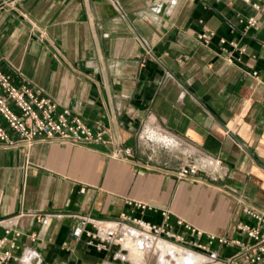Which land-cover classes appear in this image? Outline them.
I'll list each match as a JSON object with an SVG mask.
<instances>
[{
	"label": "crops",
	"instance_id": "crops-1",
	"mask_svg": "<svg viewBox=\"0 0 264 264\" xmlns=\"http://www.w3.org/2000/svg\"><path fill=\"white\" fill-rule=\"evenodd\" d=\"M0 65L104 136L0 146V237L5 225L22 232L8 264H127L86 235L90 218L124 212L164 224L166 211L181 234L179 220L251 240L239 225L257 222L244 209L264 213V15L252 4L0 0ZM155 123L170 144L146 138ZM190 162L197 177H177Z\"/></svg>",
	"mask_w": 264,
	"mask_h": 264
},
{
	"label": "built area",
	"instance_id": "built-area-1",
	"mask_svg": "<svg viewBox=\"0 0 264 264\" xmlns=\"http://www.w3.org/2000/svg\"><path fill=\"white\" fill-rule=\"evenodd\" d=\"M250 3L257 12L264 15V0H243ZM258 19L251 16L247 19V26L257 23ZM211 33H204L202 38L208 39ZM225 39L222 40V43ZM146 138L150 141L160 136L166 144H170L174 137L168 134L163 128L156 123L154 126L144 127ZM58 139L65 143L84 145L103 141V131H94L87 122L79 115L72 112L71 109L59 107L58 103L50 96L38 91L31 81L17 79L12 72H7L0 65V146L6 148H31L41 140ZM132 152L130 147L124 151L115 153L117 157ZM210 164L213 167L221 169L222 161L218 158H211ZM200 165L196 162L184 164L174 173L180 179L197 177ZM141 208L145 204H138ZM245 212L253 217L257 224L252 227L243 223L239 229L248 232L250 239L243 241L238 238H227L217 234L206 233L190 223L179 220V225H184L186 231L190 234H181L174 231L168 223L169 213L164 211V224H154L145 218L135 216L133 213H121L115 219L90 218L93 228L86 232L90 236L91 242L95 243L98 250L107 249L111 246L118 247V258L126 260L129 263L128 248L125 246L126 241H132L139 245L141 249L151 253L152 259L147 255L144 263L148 264H165L159 258L167 256L162 253V248L155 247L158 241L163 243L169 242L171 245H177L181 248L185 261H179L176 257L169 254L172 258L170 264H264V233L260 226L264 224V213L251 207H245ZM40 221L41 218L38 217ZM5 220L0 221L1 223ZM22 232L11 225H5L3 235L0 237V264H8L14 257L13 251L18 247V238ZM81 230L76 231L79 238ZM36 235L32 236L33 240ZM154 243V245H152ZM221 246H238L239 251L224 256L219 249H213L212 245ZM64 246L71 247L72 243L65 242ZM116 254V255H117ZM162 255V256H161ZM189 256H192L189 258Z\"/></svg>",
	"mask_w": 264,
	"mask_h": 264
},
{
	"label": "bare ground",
	"instance_id": "bare-ground-1",
	"mask_svg": "<svg viewBox=\"0 0 264 264\" xmlns=\"http://www.w3.org/2000/svg\"><path fill=\"white\" fill-rule=\"evenodd\" d=\"M154 245V243L152 244ZM125 246L130 250L129 252V258L132 260V264H145L144 261L147 258V250L141 249L139 245L134 244L131 240L125 242ZM157 248H162V253L166 254L167 256L159 258L160 261H157V257L155 258V262H162L165 264H170L172 263V258L169 257V254L172 253V256H177L176 258L181 262L185 261V258L183 257L182 253L179 254L181 251V248H179L177 245H171L169 242L163 243L162 241H158L155 249L157 251ZM159 252V251H157ZM151 256V255H150ZM153 256V255H152ZM162 256V255H161ZM192 256H189L191 258ZM152 259V258H151ZM25 260V259H24Z\"/></svg>",
	"mask_w": 264,
	"mask_h": 264
},
{
	"label": "rangeland",
	"instance_id": "rangeland-1",
	"mask_svg": "<svg viewBox=\"0 0 264 264\" xmlns=\"http://www.w3.org/2000/svg\"><path fill=\"white\" fill-rule=\"evenodd\" d=\"M149 255H151V256H152V254H151V253H150ZM151 256H149V257H151ZM151 258H152V257H151ZM151 258H150V259H151ZM120 262H122V260H120ZM127 264H129V263H127ZM130 264H132V262H130Z\"/></svg>",
	"mask_w": 264,
	"mask_h": 264
}]
</instances>
